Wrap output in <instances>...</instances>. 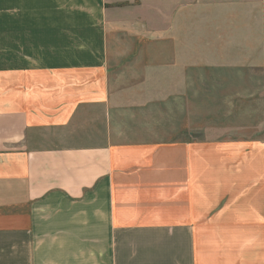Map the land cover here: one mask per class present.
Masks as SVG:
<instances>
[{
	"label": "crops",
	"instance_id": "obj_1",
	"mask_svg": "<svg viewBox=\"0 0 264 264\" xmlns=\"http://www.w3.org/2000/svg\"><path fill=\"white\" fill-rule=\"evenodd\" d=\"M238 68L264 112V0H0V264H264V130H113Z\"/></svg>",
	"mask_w": 264,
	"mask_h": 264
},
{
	"label": "rangeland",
	"instance_id": "obj_2",
	"mask_svg": "<svg viewBox=\"0 0 264 264\" xmlns=\"http://www.w3.org/2000/svg\"><path fill=\"white\" fill-rule=\"evenodd\" d=\"M121 63L112 61L109 69L115 71L113 79L130 82L133 77L128 71L139 68L137 61L130 60L124 65ZM249 71L263 70L238 68L211 75L193 71L187 116L180 117L177 114V122L172 121L167 102L144 107H119L113 110V130L159 132L165 136L164 140H169V132L186 133L195 140L202 138L207 131L218 128L244 135H258L264 130V125L260 123L264 117L260 102L262 92H256L262 83V75ZM184 117L187 123H184Z\"/></svg>",
	"mask_w": 264,
	"mask_h": 264
}]
</instances>
